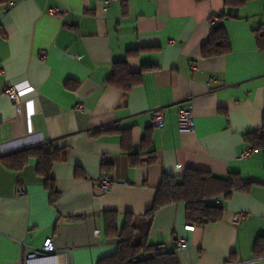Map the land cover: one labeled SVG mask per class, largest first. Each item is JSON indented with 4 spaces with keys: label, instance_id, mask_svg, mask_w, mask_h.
<instances>
[{
    "label": "crops",
    "instance_id": "1",
    "mask_svg": "<svg viewBox=\"0 0 264 264\" xmlns=\"http://www.w3.org/2000/svg\"><path fill=\"white\" fill-rule=\"evenodd\" d=\"M10 1L0 0V264L41 249L49 237L57 249H73L74 264H97L118 249L107 218L115 216L118 232L129 215L145 222L164 175L181 180L189 169L236 173L251 185L210 198L223 217L194 230L185 228L184 202L160 207L150 242L166 243L179 264H264L254 249L264 237V154L246 138L264 123V50L256 35L264 0L241 7L225 0ZM213 17L230 51L204 56ZM121 63L139 76L130 88ZM116 69L121 81L110 82ZM13 84L33 87L20 106L4 93ZM157 106L162 128L151 125ZM188 107L195 128L180 131L178 113ZM44 143L69 147L67 160L51 169L55 200L36 158L21 168L5 161ZM103 171L127 184L104 191ZM180 239L188 245L178 248Z\"/></svg>",
    "mask_w": 264,
    "mask_h": 264
},
{
    "label": "trees",
    "instance_id": "2",
    "mask_svg": "<svg viewBox=\"0 0 264 264\" xmlns=\"http://www.w3.org/2000/svg\"><path fill=\"white\" fill-rule=\"evenodd\" d=\"M202 2L205 0H196ZM250 0H225L229 7L244 6ZM259 46L264 50V28L256 32ZM230 51V44L225 30L217 23L208 41L202 48L204 56H215ZM121 70L126 78L125 88H130L138 80L139 76L128 72L126 64L121 63ZM118 69L110 78V82L121 81ZM125 81V82H126ZM246 138L253 150H262L264 154V123L255 131L246 134ZM68 146H57L53 143H44L34 148L23 150L18 155L5 158V161L13 168H21L31 158L38 160V171L45 176L50 188L52 199L57 197V191L51 177L52 166L56 162L67 160ZM134 154H131L133 157ZM152 157V156H151ZM150 157V158H151ZM132 161L135 163V159ZM251 183H244L239 174L231 173L226 177L215 176L207 171L189 169L185 176L178 180L164 175L157 190L152 208L146 214L145 222H135L129 215L121 231L116 228L115 216L107 218L108 235H118V249L114 254L104 257L97 264H179L174 251L168 249L166 243H151L149 240L150 227L154 212L160 207L172 202H184L187 207L188 219L192 224H211L220 221L224 208L208 202L213 196L221 194L230 195L235 190L247 189ZM117 237V238H118ZM255 254L264 257V237H260L255 245Z\"/></svg>",
    "mask_w": 264,
    "mask_h": 264
},
{
    "label": "built area",
    "instance_id": "3",
    "mask_svg": "<svg viewBox=\"0 0 264 264\" xmlns=\"http://www.w3.org/2000/svg\"><path fill=\"white\" fill-rule=\"evenodd\" d=\"M111 2L107 1V5ZM15 0L10 1V5H14ZM214 23H219L218 17H213ZM198 62L194 61L192 63V70H198ZM2 73V71H1ZM33 87L27 85L23 87L21 84L7 85L4 89L5 95H7L11 100H13L17 106L21 104V97ZM76 109L83 111L84 107L82 104H76ZM164 111L161 106H157L152 110L151 125L156 128H162L164 126ZM178 126L180 131H192L195 128L194 123V111L192 107L181 109L178 113ZM249 153L248 150L244 152L243 156ZM99 186L104 191H109L114 185H126L127 181H118L110 175L108 171H103L98 179ZM27 190L24 186L19 189L20 195H25ZM242 219V215L238 214L235 216L234 222L239 223ZM187 230H194L195 225L188 223L185 225ZM188 245L186 239H180L177 243L178 248H183ZM8 264H74L73 261V249H57L55 247L54 241L51 237L47 238L41 249L34 250L32 252L26 253L19 261L8 263Z\"/></svg>",
    "mask_w": 264,
    "mask_h": 264
}]
</instances>
